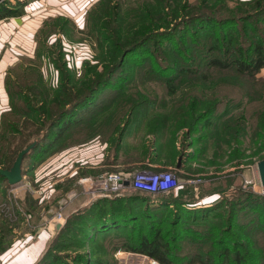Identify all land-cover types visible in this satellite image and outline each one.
I'll return each instance as SVG.
<instances>
[{
  "label": "rangeland",
  "instance_id": "obj_1",
  "mask_svg": "<svg viewBox=\"0 0 264 264\" xmlns=\"http://www.w3.org/2000/svg\"><path fill=\"white\" fill-rule=\"evenodd\" d=\"M6 1L8 0H0V3ZM34 1L29 0L27 3H30L32 9ZM102 1L98 0L91 5L83 16L84 22L68 18L60 21L51 19L52 17L47 18L48 21L43 23L35 39L38 42L36 43L38 55H35L31 63L35 71L33 77L39 76L40 70L44 78L42 90L46 93L49 88V93L44 97L46 100L43 98L42 105H39L40 100L37 101L39 94L32 98L35 102L32 104L37 105L40 110L45 106L49 119L62 109L63 105L58 103L61 101L65 103L63 100L65 89L75 96L76 90L81 89L80 92L84 90L83 84L88 80L105 78L112 71L110 87L102 88L104 90L96 99L86 104L84 112H81L77 117L78 121L74 123L76 127L46 154V159L75 144L98 142L97 144L103 146L104 160L121 165L117 169L107 168L105 174L126 173L130 177L141 171H169L177 178L179 183L177 190L182 188L181 190L194 191L171 192L165 195L171 200H184L185 203L190 202L194 205L204 196L216 195L217 199L210 202V205L221 204V206L208 223L219 226L227 222L230 210L232 211L229 204L239 200L244 202L245 196L253 195L252 200H256L259 204H256L257 211L255 214L252 213L251 220L255 221L258 217V223H248V212L234 209L230 215L234 216L235 228L230 231V236L242 245V250L250 260L249 264H264V219H261L264 216V186L258 170L259 162L264 160V137L258 140L255 136L264 126V69L254 78L241 76L235 72L207 71L199 63L201 61L199 54L205 52L204 46L211 44L213 38L208 36L207 32L198 30L192 21L194 16L203 11L205 15L216 19L239 20L241 17L252 15V20L245 25L240 24L235 29L239 33L238 37H235L236 42L243 46V54L249 55V39L244 34H250L252 26H255L254 34L264 36V0H208L207 2L178 0L176 8L173 4L166 8L163 6L160 14L152 8L160 0H104V4L99 5ZM143 4L146 8L143 11L144 15L133 12L143 7ZM104 9H108V13L112 11L120 16L121 19L118 20L115 16L112 21L110 17L108 22L111 23L109 28L114 29V33L110 36L117 34L119 25L122 27L123 30L119 32L122 44H126V38L134 39V36H140L144 28L145 31L148 29V32H155L157 29L158 33L174 37L180 46L179 52L173 49L170 42L161 39L156 41L154 38L149 44L152 50L157 49L155 56L160 65L176 64L177 58L180 65L188 67L187 69L192 73L165 82L161 77L139 70L130 59H126L121 65L120 53H115L114 49L112 51L109 48L112 46L111 42L106 44L102 41L104 31L101 32L99 29L97 33L94 30L96 29L94 21ZM91 10L94 11L90 16ZM108 13L104 14L108 16ZM155 15L159 16L160 22ZM130 21L133 22L131 32L126 25ZM184 21L186 25L181 24ZM116 27L118 29L115 31ZM244 27L248 28L244 30ZM184 31H187V34ZM57 40L63 42L59 43ZM216 53L219 52L211 55L214 56ZM143 69L147 70L148 67L144 66ZM204 75L206 77L203 78ZM15 82L17 88H23L22 92L26 94L21 85L22 82L27 84L28 79H23L22 74L19 73ZM119 82L125 89L121 92L117 89L113 90L117 88ZM15 93L19 95L14 88V95ZM19 98L21 97L15 99L17 112L12 113L15 114V118L18 109H22L23 100ZM58 100L60 102L57 103ZM211 113L210 117L204 119ZM45 116L43 119L37 118V121L38 119L40 121L37 127L31 121L19 118L17 126L21 130L28 131L27 139L24 138L25 133L10 135L2 131L0 137L12 138V142L15 138L16 143L21 146L31 144L37 140L36 137L40 135L39 131L43 128V124L48 121ZM7 143L9 142H5L2 146L8 148ZM12 153L15 152L6 150L7 157H2L1 161L12 160L14 155ZM142 161L146 163L145 166L140 164ZM41 163L37 161L31 167L27 159L22 166V177L26 179L23 178L14 186H9L6 182L0 183V247L4 244L5 247L8 246L10 227L11 232L17 225L23 227V230L20 228L19 231L17 230V236L20 237L25 231V222L37 225L46 221L35 193L39 192L41 181L33 180V173ZM154 163L163 166L161 165V168L150 166ZM167 165L172 168H166ZM29 168L32 169L29 171ZM179 168L183 172H180ZM83 177L88 176L83 175L76 179V187L81 194L83 192L78 180ZM248 181L251 183L248 184ZM25 182L27 186H24ZM72 184L75 185L74 182ZM10 188H22L20 190L23 193L12 195L8 192ZM71 188L72 185L66 190ZM26 192H33L34 194L31 193L33 197L26 195ZM26 210L31 212V217L26 214ZM163 210L166 215L171 211L169 208ZM32 230L36 231L33 228ZM65 230L66 235L60 234V230L53 235L47 249L50 256L48 255L40 264L120 263L116 257L118 253L112 252L108 247L109 244L102 243L101 237L96 234H85L87 230L83 225H70ZM61 235L63 238L59 239ZM84 237L93 241H86ZM188 252L191 253V250L189 249Z\"/></svg>",
  "mask_w": 264,
  "mask_h": 264
},
{
  "label": "trees",
  "instance_id": "obj_2",
  "mask_svg": "<svg viewBox=\"0 0 264 264\" xmlns=\"http://www.w3.org/2000/svg\"><path fill=\"white\" fill-rule=\"evenodd\" d=\"M28 1L29 0H8L0 3V20L24 15L26 13L24 7L27 5ZM207 1L208 0H203V2ZM177 3L178 0H160L159 3L152 8H154L153 10L157 14H160L163 6L166 8L173 4L174 8H176ZM254 3L255 2H253V4ZM103 4L104 0L99 3V5ZM144 7L145 5L143 4V7L133 10V12L138 15L140 12L141 15H144L143 11L146 9ZM223 7L225 8V6ZM107 10L108 9L102 10L101 15L95 19L94 24L96 29L94 30L95 32H97V30L99 31V29H101V32L104 31V38L102 41L106 42V44L111 42L112 46L109 48H111L112 51L114 49V51H116L115 53H120L121 65L125 63L126 59H130L135 66L139 67V70H144L145 73H150L155 77H161L165 82H171V79L176 80L183 75L192 73L191 70L187 69L188 67L180 65L179 59L177 60V58L175 59L176 64L167 63V65H160L155 56L157 49L152 50V46L149 44L152 39L155 38L156 41L161 39V41L170 42L173 49H177L176 52H179L180 46L177 41L174 40V37H167L168 34L158 33L157 29H155V32H148V29L145 31L144 28L140 36L136 35L134 39L126 38V44L120 42L122 38L119 32L123 30L120 25L119 30L116 31L118 28H115L117 34L110 36L114 33V29L111 27L109 28V24L111 26V23L108 22V19L111 17L112 21L115 16L118 20L121 18L112 11L108 13ZM93 11L94 10H91L89 12L90 16ZM104 13H108V16ZM204 13L203 11V13L194 16L192 21L195 23L194 25H196L198 30L207 32V35L213 38L211 44L204 46L205 52L199 54L201 59L199 63L202 64L207 71L235 72L241 76L254 78L264 69V36L254 34L256 32L254 29L255 26H252L253 29H251L250 34H244L245 37L249 39V55L243 54V46L238 45L235 40V37L239 35L238 30L235 29L238 28L240 24L245 25L248 21L252 20V15L234 20V18L216 19ZM155 17L159 20L158 15H155ZM54 19L60 21L63 20V17ZM136 19H138V17ZM158 22H160V20ZM120 24L124 25L123 23ZM142 24L144 25V22H142ZM181 24L186 25V21ZM98 25H100V27H98ZM126 25H128L127 28L130 29L131 32L133 22L130 21ZM108 28L110 30H108ZM246 28L248 27H244V30ZM184 33L187 34V31H184ZM183 40L182 42H184ZM60 42H63V40H60L59 43ZM232 51L234 52L233 54ZM176 52L173 51V54L176 55ZM214 52L219 53H216L214 56L211 55ZM32 61L33 59L25 60L8 72L5 86L9 96L11 110L0 117V132L10 133V135L25 133L26 137L24 138L27 139L28 131L26 129L21 130L17 126L20 121L19 118L24 121H31V123H34L37 127L39 126L38 123H40L39 119L37 121V118L43 119L44 115L47 116L45 117L48 121H46V124H43V128L39 131L40 135L36 137L38 142L36 146L25 155L21 169L24 161L27 159H29V165H31V167H33L35 162L41 161L72 128L74 129L76 127L74 123L78 121L77 117H79L81 112H84L86 104L89 101V103H91L92 100H95L97 95L104 90L102 88L110 87L109 81L110 77H112L111 71L105 78H99L96 81L88 80V82L83 84L84 90L81 92V89L76 90L77 93L74 94L75 96H72L71 93L65 89L63 94L65 103L64 101H57V103L60 102L58 103L59 105H63L62 109L49 119L50 116L45 106L40 110L41 108H37V105L32 104L35 103L32 101V98L37 97L36 94H39L37 101L39 102L40 100L41 104L39 105H42L43 98L45 96L47 97L49 93V88L46 90V93L42 90L44 88L42 72L39 70V76L33 77L35 71L31 65ZM144 66H147L148 69H143ZM19 73L22 74L23 79H28L27 84L22 82L21 85L24 87L26 94L22 92L23 88H17L15 85L16 77ZM204 77L206 76L204 75L203 78ZM13 87L19 95H17V93L14 95ZM116 89L121 92L124 88L119 82L117 88H113V90ZM31 94H33V96H30ZM18 96L21 97L19 98L21 101L23 100V104L21 106L22 109H18L15 118V114L12 113L17 112L15 99H17ZM211 115L212 113L205 116L204 119ZM6 118H9V120ZM260 119H262V116H260ZM29 133L33 132L29 131ZM263 135L264 126L260 129V133L255 136H257L258 140H261L262 137H264ZM15 140L14 138V142H12V138L4 139L3 136L0 137V169L9 170L19 152L30 144L27 143L21 146L18 145ZM5 142H9L6 144L9 146L8 148L2 146ZM6 150L9 152L14 151L15 153H12V155L14 154L12 160L6 162L7 159H4V162H2V157H7L5 154ZM33 154L35 156H32ZM31 169L32 168H29V171ZM1 182H6V180L0 176V183ZM252 197L253 195L248 194V196H245L244 202L239 200L229 204L232 211L230 210L227 222L222 226L208 223L209 219L214 217L215 212L220 208L221 204H217L219 206L190 208L189 205L193 203H182L179 200H175L172 204L173 210L166 215L164 212L165 210L159 208H168L167 206H169L172 201L169 197L165 198L164 196H160L151 199L150 197L136 194L121 199H114L113 203L116 202L115 205H108L107 199H98L87 210L68 219L64 228L60 230V234L63 233V235H66L65 229L70 225H83L87 230L85 234H96L98 237H101V242L108 243V247H110L112 252H116L115 254L125 252L143 255L158 264H249L250 260L245 255V251L242 250V245L234 237L230 236V231L235 228V222L233 223L234 216L230 214L234 212V209L244 210V213L246 211V213L248 212L249 214V220L247 222L250 224H257L258 217L253 221L251 220V215H253L252 213H256V204L259 203L256 200H252ZM153 202L160 203V206H153ZM261 219L263 220L264 216L261 217ZM61 238H63L62 235L59 236V239ZM85 240L90 241L92 239L86 238ZM1 245H3V243H1ZM4 245L0 247V252L4 250ZM189 249L191 253L188 252ZM48 255L50 256L49 251H47L42 257V260L36 264L42 263ZM111 264H113V262Z\"/></svg>",
  "mask_w": 264,
  "mask_h": 264
},
{
  "label": "crops",
  "instance_id": "obj_3",
  "mask_svg": "<svg viewBox=\"0 0 264 264\" xmlns=\"http://www.w3.org/2000/svg\"><path fill=\"white\" fill-rule=\"evenodd\" d=\"M97 1L98 0H35L32 12L25 13L20 17L0 20V117L11 110L9 96L5 86L8 72L25 60L34 59L37 51V41H35V39L43 23L47 21V18L52 17L51 19H54L63 17L84 22L83 16L85 12ZM78 27H80V25H78ZM97 143L98 142L92 141L87 144H75L67 150L60 151L54 157H48L47 159L45 157L41 160V165L33 173V180L41 181V188L38 190L39 192L35 193L38 203L41 206V212H44L43 214L46 217V221L45 223H38L39 225H33L32 222L28 221L25 222V231H23L20 237L17 236V232L20 229L23 230V227L17 225L12 228V232L10 227L8 246L0 252V264H36L47 252L53 235L63 228L66 221L84 212L98 200L91 201L88 196L81 194L78 187H76V179L83 175L96 178L105 174L107 168L117 169L121 165L106 162L103 157V146L101 147L100 144ZM48 156H50V154ZM140 164L145 166L146 163L142 161ZM161 165L162 164L154 163L150 166L161 168L163 166ZM165 167L172 168L168 165ZM179 170L183 172L182 169L179 168ZM56 174L57 176H54ZM54 177H56V179ZM23 178L26 179L25 177H22V179ZM73 182L75 185L72 184ZM27 185V182H25L24 186ZM71 185L72 188L66 190V188H69ZM64 187L66 188L64 189ZM20 189L10 188L8 192L12 195H19L23 193ZM181 189L182 188L173 192H194L193 190L187 191ZM28 193L26 192V195H31V197H33V192ZM136 194L144 195L151 199L160 196L167 197L165 196L167 194L152 196L127 189L119 197L105 199L108 200V205H115L116 202L113 203L114 199H121ZM215 199H217L216 195L204 196L195 202L194 205H189V207H208L211 206L210 202L215 201ZM174 201L175 200H172L170 205L167 206L170 210L173 209L172 204ZM179 201L182 203L185 202L183 200ZM157 202H153V206H160V203L158 204ZM159 209L163 210L162 207ZM26 211V214H29V217H31V212H28V210ZM57 213L61 215L60 220H56L53 216ZM50 216L51 218H49ZM28 224L30 229L28 228ZM57 224H61L59 230L56 228ZM32 228L36 231L33 232ZM116 257H118L120 261L119 264H149L151 260L143 255L125 252H121L119 255L117 254Z\"/></svg>",
  "mask_w": 264,
  "mask_h": 264
},
{
  "label": "built area",
  "instance_id": "obj_4",
  "mask_svg": "<svg viewBox=\"0 0 264 264\" xmlns=\"http://www.w3.org/2000/svg\"><path fill=\"white\" fill-rule=\"evenodd\" d=\"M24 9L26 13L31 12L30 3ZM78 183L83 194L88 196L91 201L119 197L127 189L155 196L169 194L179 188L176 176L169 171H141L130 177L126 173H107L96 178L90 176L80 178ZM247 183L250 184L251 181ZM54 217L56 220H60L61 215L57 213ZM150 264H156V262L150 260Z\"/></svg>",
  "mask_w": 264,
  "mask_h": 264
},
{
  "label": "water",
  "instance_id": "obj_5",
  "mask_svg": "<svg viewBox=\"0 0 264 264\" xmlns=\"http://www.w3.org/2000/svg\"><path fill=\"white\" fill-rule=\"evenodd\" d=\"M37 142L38 140H35L27 147L22 149L9 170L0 169V176L6 180L9 186L17 185L22 181V161L25 155L36 146ZM180 159L181 158H179V160ZM258 170L262 185L264 186V160L259 162ZM49 218H51V216ZM56 228L59 230L61 228V224H57Z\"/></svg>",
  "mask_w": 264,
  "mask_h": 264
}]
</instances>
